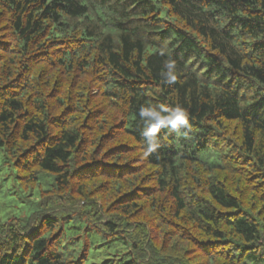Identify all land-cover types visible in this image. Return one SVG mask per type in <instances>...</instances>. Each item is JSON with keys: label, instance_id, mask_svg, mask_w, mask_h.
Wrapping results in <instances>:
<instances>
[{"label": "trees", "instance_id": "trees-1", "mask_svg": "<svg viewBox=\"0 0 264 264\" xmlns=\"http://www.w3.org/2000/svg\"><path fill=\"white\" fill-rule=\"evenodd\" d=\"M2 168L0 264H264V0H0Z\"/></svg>", "mask_w": 264, "mask_h": 264}, {"label": "clouds", "instance_id": "clouds-1", "mask_svg": "<svg viewBox=\"0 0 264 264\" xmlns=\"http://www.w3.org/2000/svg\"><path fill=\"white\" fill-rule=\"evenodd\" d=\"M160 54H165V49H160ZM163 83L171 85L178 79L177 62L169 57L163 63V70L160 73ZM138 120L141 125V137L144 142V157L157 152L161 147L158 134L162 129H169L177 136L187 137L192 131V125L189 123L188 110L180 104L169 106L167 104L152 103L143 105L138 110Z\"/></svg>", "mask_w": 264, "mask_h": 264}, {"label": "rangeland", "instance_id": "rangeland-1", "mask_svg": "<svg viewBox=\"0 0 264 264\" xmlns=\"http://www.w3.org/2000/svg\"><path fill=\"white\" fill-rule=\"evenodd\" d=\"M41 187H47L44 181H42ZM22 191L14 182L12 174L8 175L5 168L0 169V215L2 218H5L6 215L17 217L27 215L28 211L25 201H23L24 193Z\"/></svg>", "mask_w": 264, "mask_h": 264}]
</instances>
